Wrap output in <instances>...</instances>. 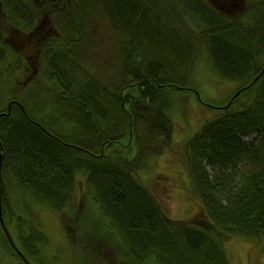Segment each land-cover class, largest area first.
I'll list each match as a JSON object with an SVG mask.
<instances>
[{
  "label": "trees",
  "instance_id": "trees-1",
  "mask_svg": "<svg viewBox=\"0 0 264 264\" xmlns=\"http://www.w3.org/2000/svg\"><path fill=\"white\" fill-rule=\"evenodd\" d=\"M220 1L0 0V264H47L13 196L59 212L76 248L111 232L117 262L126 234L137 264H229L223 236L264 239V9ZM201 58L235 87L183 145L203 219L178 221L140 176Z\"/></svg>",
  "mask_w": 264,
  "mask_h": 264
},
{
  "label": "rangeland",
  "instance_id": "rangeland-1",
  "mask_svg": "<svg viewBox=\"0 0 264 264\" xmlns=\"http://www.w3.org/2000/svg\"><path fill=\"white\" fill-rule=\"evenodd\" d=\"M215 1L218 4L221 2L220 0ZM229 2L232 7L237 8L234 13L244 16L242 19H253L252 17L246 18L245 4L241 8L242 4L237 0ZM223 7L225 5H222L221 8ZM245 7H249L257 14L259 9H264V0H248ZM33 68L34 63H32L30 71L23 72L24 74L19 78L20 83L27 84L31 80L34 75ZM218 77L210 69L206 60L202 58L194 70L189 72L192 90L178 91L170 98V115L175 125L172 143L162 155L152 158L151 166L144 169L140 176L144 184L156 196L166 215L173 220L191 222L196 218L203 219L201 200L189 181L188 171L183 160V145L187 139L200 131L207 121L216 116L218 111L209 108V102L224 101L234 89L233 82ZM195 90L198 92L199 98ZM77 176L78 182L82 183L85 177L80 174ZM13 193L17 192L13 191ZM13 203L24 214L28 222L47 235V244L41 246L47 264H93L91 257H88L89 253L84 249V247H88L89 241L93 240H97L94 247L98 250V254L100 253L96 260L97 264H100V261L111 262L113 258V264L138 263L139 257L133 256L129 252L130 246H126L127 239L131 241L127 234L124 241H120L125 247L121 251L123 257L117 262L112 246L115 239L111 232L100 229V235H96L93 230L88 229L87 235H90L91 239L78 241L80 246L76 248L69 241L59 212L46 205L36 203L34 200L27 199L23 202L20 196H13ZM104 213L109 215L108 223L111 222L120 227L115 214L112 216L106 209H104ZM103 236L107 239L103 240ZM221 240L229 264H264V239L257 241L236 236H223ZM78 251H81L82 256Z\"/></svg>",
  "mask_w": 264,
  "mask_h": 264
}]
</instances>
